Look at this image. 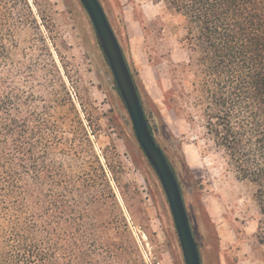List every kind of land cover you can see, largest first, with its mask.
<instances>
[{
	"label": "rangeland",
	"instance_id": "374dc122",
	"mask_svg": "<svg viewBox=\"0 0 264 264\" xmlns=\"http://www.w3.org/2000/svg\"><path fill=\"white\" fill-rule=\"evenodd\" d=\"M29 1L37 20L19 34L10 80L27 90L43 84L37 89L41 103L54 87L61 97L68 94L74 114L96 129L94 150L103 162L107 158L116 177L111 213L123 228L120 233L105 230L104 237L112 248L124 246L116 250L122 257L118 264H185L167 195L137 140L88 12L80 0ZM100 1L134 74L152 131L179 179L202 263L264 264L256 187L239 178L210 140L192 75L184 69L191 54L186 18L157 0ZM36 45L45 50H35ZM38 56L44 66L57 64L50 89L40 81L45 74L35 77L31 70ZM65 104L55 119L69 127L73 105Z\"/></svg>",
	"mask_w": 264,
	"mask_h": 264
},
{
	"label": "trees",
	"instance_id": "16d2710c",
	"mask_svg": "<svg viewBox=\"0 0 264 264\" xmlns=\"http://www.w3.org/2000/svg\"><path fill=\"white\" fill-rule=\"evenodd\" d=\"M157 1L187 20L184 69L198 112L239 178L255 185L264 224V0ZM36 20L29 0H0V264H118L124 246L104 237L123 228L111 213L116 177L94 150L96 129L55 90L56 62L38 56L30 65L54 87L44 103L43 84L27 90L10 80L12 50ZM65 103L69 127L55 119Z\"/></svg>",
	"mask_w": 264,
	"mask_h": 264
},
{
	"label": "water",
	"instance_id": "95a60500",
	"mask_svg": "<svg viewBox=\"0 0 264 264\" xmlns=\"http://www.w3.org/2000/svg\"><path fill=\"white\" fill-rule=\"evenodd\" d=\"M80 1L92 20L99 45L109 62L117 89L126 104L137 140L167 195L185 264H203L200 245L192 227L182 187L168 156L152 131L139 88L119 38L100 0Z\"/></svg>",
	"mask_w": 264,
	"mask_h": 264
}]
</instances>
